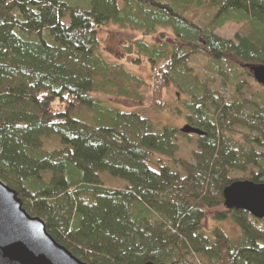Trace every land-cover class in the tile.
<instances>
[{
  "label": "trees",
  "instance_id": "trees-1",
  "mask_svg": "<svg viewBox=\"0 0 264 264\" xmlns=\"http://www.w3.org/2000/svg\"><path fill=\"white\" fill-rule=\"evenodd\" d=\"M79 3L0 0V181L86 264H264V221L223 207L232 183L264 184V101H226L211 90L212 79L186 67L201 56L231 85L240 87V78L256 85L251 73L264 65V0ZM205 13L211 18L201 27ZM228 23L243 32L232 40L217 36ZM107 25L144 36L169 33L170 43L134 47L154 72L153 104L160 107L162 90L176 82L185 96L184 126L201 136L98 99L144 101L142 79L100 50ZM180 137H193L194 148L190 161H173L179 173L161 161L175 158ZM51 139L57 149L46 147ZM102 174L127 186L108 188ZM208 219L233 222L238 238L206 230Z\"/></svg>",
  "mask_w": 264,
  "mask_h": 264
},
{
  "label": "rangeland",
  "instance_id": "rangeland-1",
  "mask_svg": "<svg viewBox=\"0 0 264 264\" xmlns=\"http://www.w3.org/2000/svg\"><path fill=\"white\" fill-rule=\"evenodd\" d=\"M78 4L80 0H74ZM211 18L209 13L201 15L198 20V24L201 27H206ZM238 32H243L241 26H236L234 24L228 23L223 28L216 32V35L224 40H232L234 35ZM100 50L109 63H117L121 65L126 72L137 76L142 79L144 86L142 88V93L144 96L143 102H137L129 99H118L110 96L98 95V99L109 104L110 106L123 111L126 113H137L141 117L149 120L156 126H170L173 129L179 130L185 125L184 112L182 104L185 100V96L177 88V83L173 82L168 88L163 89L160 97V104L155 106L153 104V98L151 94V79L154 76L148 60L146 57L141 56L136 53L134 43L143 42L148 46L157 45L161 46L163 43L171 42L172 37L166 30H158L157 33L151 36H144L143 33L139 31H132L130 29H120L114 25H107L103 27L99 36ZM132 46L133 52L128 54L127 49ZM187 69L192 70V74L196 75L198 78H209L212 79L213 84L211 90L219 95H221L226 101L231 99L243 98L247 101H255L258 98L264 101V95H262V90L260 85L256 82V85L252 83L250 79L240 78L243 84L237 86L238 90L234 91V86L227 82L226 78L219 76L216 70H213L214 66L209 63L205 58L201 56H193L186 63ZM226 83V85H224ZM258 85V87H257ZM233 86V88H232ZM260 86V87H259ZM181 113L178 114L177 111ZM193 137L191 141H187L182 137L179 138L178 142V153L173 160L162 159V164L168 165L170 168L175 169L180 173V169L177 165H173L174 160H187L190 161V152L193 150ZM46 147L50 149H57L58 144L55 140H50L46 143ZM155 161L159 160L154 158ZM236 178H240L239 174H236ZM100 179L104 186L112 189H122L127 186V183L123 180L113 179L106 174L100 175ZM205 223L206 230L218 227L221 231H224L226 235L235 242L239 236L238 229L236 225L231 221H226L222 223H216L208 219ZM264 229V226L261 227Z\"/></svg>",
  "mask_w": 264,
  "mask_h": 264
},
{
  "label": "water",
  "instance_id": "water-1",
  "mask_svg": "<svg viewBox=\"0 0 264 264\" xmlns=\"http://www.w3.org/2000/svg\"><path fill=\"white\" fill-rule=\"evenodd\" d=\"M253 80L264 87V65L252 70ZM184 135L202 133L188 125ZM223 207L242 211L264 221V184L236 181L223 191ZM0 264H86L60 246L46 231L44 222L23 209L17 193L0 181ZM152 264V263H146Z\"/></svg>",
  "mask_w": 264,
  "mask_h": 264
}]
</instances>
